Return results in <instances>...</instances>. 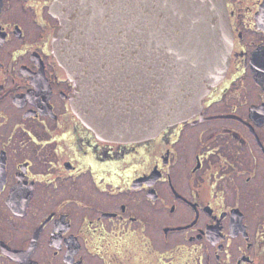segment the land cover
<instances>
[{"label":"flooded vegetation","instance_id":"obj_1","mask_svg":"<svg viewBox=\"0 0 264 264\" xmlns=\"http://www.w3.org/2000/svg\"><path fill=\"white\" fill-rule=\"evenodd\" d=\"M54 0H0V264H264V0H226L225 77L156 137L72 106Z\"/></svg>","mask_w":264,"mask_h":264},{"label":"water","instance_id":"obj_2","mask_svg":"<svg viewBox=\"0 0 264 264\" xmlns=\"http://www.w3.org/2000/svg\"><path fill=\"white\" fill-rule=\"evenodd\" d=\"M54 50L98 138L133 143L193 117L226 74V0H54Z\"/></svg>","mask_w":264,"mask_h":264}]
</instances>
